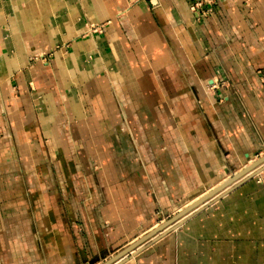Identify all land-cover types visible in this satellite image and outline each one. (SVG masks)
<instances>
[{"label":"crops","instance_id":"obj_1","mask_svg":"<svg viewBox=\"0 0 264 264\" xmlns=\"http://www.w3.org/2000/svg\"><path fill=\"white\" fill-rule=\"evenodd\" d=\"M0 0V264H102L264 156V0ZM122 264H264V164Z\"/></svg>","mask_w":264,"mask_h":264},{"label":"water","instance_id":"obj_2","mask_svg":"<svg viewBox=\"0 0 264 264\" xmlns=\"http://www.w3.org/2000/svg\"><path fill=\"white\" fill-rule=\"evenodd\" d=\"M264 164V156L260 157L256 161H254L251 165H248L247 167L240 170L238 173L234 174L229 180L225 181L224 183L220 184L218 187H216L214 190L210 191L203 197H201L199 200L195 201L194 203L190 204L188 207H185L182 211L177 213L176 215H173L163 223H161L158 227L154 228L153 230L149 231L136 241H134L131 245L111 257L110 259L106 260L102 264H122L125 262L128 258H131L135 256L148 242H152L159 237L165 235L166 233L172 231L177 227L178 220H181L182 218H185L192 212L200 210L202 206L209 204L212 202L213 199L217 194L234 184L235 182H238L242 180L245 177L247 173L257 170ZM261 169H258L254 175H257L260 173ZM254 175H250L249 177H252ZM183 220V219H182Z\"/></svg>","mask_w":264,"mask_h":264},{"label":"built area","instance_id":"obj_3","mask_svg":"<svg viewBox=\"0 0 264 264\" xmlns=\"http://www.w3.org/2000/svg\"><path fill=\"white\" fill-rule=\"evenodd\" d=\"M202 2H205L206 5L211 4V0H195L191 5H190V10L201 14L202 16H205L206 14H208L211 11V8H206L203 9L202 7ZM264 183V182H263Z\"/></svg>","mask_w":264,"mask_h":264},{"label":"bare ground","instance_id":"obj_4","mask_svg":"<svg viewBox=\"0 0 264 264\" xmlns=\"http://www.w3.org/2000/svg\"><path fill=\"white\" fill-rule=\"evenodd\" d=\"M255 161H256V160H255ZM253 162H254V161H253ZM253 162H252V163H253ZM252 163H251V164H252ZM251 164H250V165H251ZM247 166H248V165H247ZM247 166H245V167H247ZM245 167H244V168H245ZM242 169H243V168H242ZM242 169H241V170H242ZM257 170H258V169H257ZM257 170H256V171H257ZM256 171H255V172H256ZM238 172H239V171H238ZM238 172H237V173H238ZM251 172H252V171H251ZM251 172L247 173L245 177H249L250 175H248V174H250ZM255 172H253V173H255ZM253 173H252V175H254ZM235 174H236V173H235ZM231 177H232V176H231ZM231 177H230V178H231ZM230 178H229V179H230ZM229 179H227V180H229ZM227 180H226V181H227ZM224 182H225V181H224ZM224 182H223V183H224ZM235 183H236V182H235ZM221 184H222V183H221ZM218 186H219V185H218ZM218 186H217V187H218ZM215 188H216V187H215ZM215 188L211 189L210 191L214 190ZM226 189H227V188H226ZM226 189H225V190H226ZM210 191L206 192L204 195H206V194L209 193ZM223 191H224V190H223ZM223 191H222V192H223ZM222 192H220V193L217 194L216 196L220 195ZM204 195L200 196V197H199L198 199H196L195 201L199 200V199H200L201 197H203ZM214 198H216V197H214ZM195 201L189 203V204L186 205L185 207H188L190 204L194 203ZM185 207L181 208V209H180L178 212H176V213H179V212L182 211ZM175 215H176V214H175ZM178 221H179V220H178ZM162 223H163V222H162ZM178 224H179V223H178ZM159 225H160V224H159ZM159 225H156V226L153 227L151 230H153L154 228L158 227Z\"/></svg>","mask_w":264,"mask_h":264},{"label":"rangeland","instance_id":"obj_5","mask_svg":"<svg viewBox=\"0 0 264 264\" xmlns=\"http://www.w3.org/2000/svg\"><path fill=\"white\" fill-rule=\"evenodd\" d=\"M255 171H256V170L252 171V172H251L250 174H248V175H252V173L255 172ZM213 199H214V198H213ZM175 214H177V213H175ZM182 219H183V218H182ZM182 219L179 220V221L177 222V224L180 223V222L182 221ZM165 221H166V220H165ZM163 222H164V221H163Z\"/></svg>","mask_w":264,"mask_h":264}]
</instances>
